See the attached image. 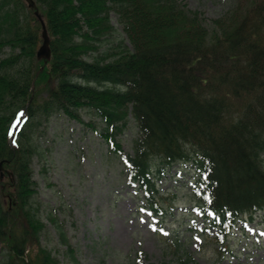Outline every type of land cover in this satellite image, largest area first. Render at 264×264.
I'll use <instances>...</instances> for the list:
<instances>
[{"label":"trees","instance_id":"1","mask_svg":"<svg viewBox=\"0 0 264 264\" xmlns=\"http://www.w3.org/2000/svg\"><path fill=\"white\" fill-rule=\"evenodd\" d=\"M36 2L51 36L47 63L36 55L42 22L35 9L26 0H0V50L11 47L0 58V161L14 173L18 202L4 204L0 180L3 264H61L42 243L47 226L33 202L37 137L55 113L81 121L90 113L89 124L116 155L134 119L139 134L126 156L127 178L158 214L165 209L156 176L191 162L198 170L193 199L226 247L242 215L264 210V0H230L211 19L184 0ZM113 32L125 36L102 48ZM48 218L78 263L64 222ZM179 263L198 264L185 252Z\"/></svg>","mask_w":264,"mask_h":264},{"label":"rangeland","instance_id":"2","mask_svg":"<svg viewBox=\"0 0 264 264\" xmlns=\"http://www.w3.org/2000/svg\"><path fill=\"white\" fill-rule=\"evenodd\" d=\"M184 2L211 19L225 12L230 0ZM112 23L122 31L115 14ZM124 36L113 32L101 42L102 48ZM10 52L7 46L0 50V57ZM82 118L55 113L44 120L37 137L40 152L33 161L39 191L33 202L47 224L41 240L62 264H180L183 251L198 264H264V211L239 221L227 250L216 242L217 228L208 226L194 207L195 168L176 162L158 179L166 213L157 216L127 180L125 156L133 152L132 141L139 134L135 121L121 135L123 155H116L99 129L89 124L92 115L83 111ZM51 213L64 221L78 263L60 245L48 219ZM2 258L0 244V264Z\"/></svg>","mask_w":264,"mask_h":264},{"label":"water","instance_id":"3","mask_svg":"<svg viewBox=\"0 0 264 264\" xmlns=\"http://www.w3.org/2000/svg\"><path fill=\"white\" fill-rule=\"evenodd\" d=\"M26 1L30 7L35 9V14H37V16L41 19L42 22V32H43L44 42L38 51V57L39 58L45 57L49 59L51 57V48H50V37L48 35L46 23L42 17V13L40 12L36 0H26ZM0 167L2 168V162L0 164Z\"/></svg>","mask_w":264,"mask_h":264}]
</instances>
